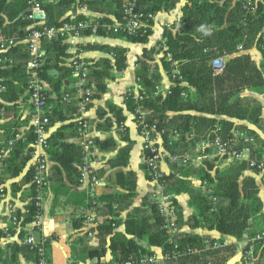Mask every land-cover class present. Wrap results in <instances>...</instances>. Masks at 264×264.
<instances>
[{
  "label": "trees",
  "instance_id": "16d2710c",
  "mask_svg": "<svg viewBox=\"0 0 264 264\" xmlns=\"http://www.w3.org/2000/svg\"><path fill=\"white\" fill-rule=\"evenodd\" d=\"M40 1L46 13L48 25H60L64 21L86 20L83 14H71L76 7H85L90 12L101 14L98 20L101 24L120 23L124 15L123 0ZM179 1L137 0V11L142 13L146 26H142L132 34L114 33L98 27L95 35L124 38L132 43H146L153 32L154 24L153 18H150L148 14L155 15L161 10H170ZM25 12V0H0V31L10 35L16 34L22 39L30 29L29 20L23 18ZM201 24L211 26L213 34L203 37L197 31ZM91 33V29L87 28L81 35ZM163 38L164 42L160 43L156 49V52L161 50L163 52L160 63L169 74L172 66L165 54L170 52L185 84L173 85L170 87V93L151 96L142 101V104L151 111L148 116L150 120L156 121V124L167 130L174 128L178 130L177 139L171 145H167L171 154L180 155L188 152L198 140L205 137L212 138L216 132L224 139L229 138L235 128L245 129L256 135L253 129L243 125L236 126L233 119L260 121V102L257 99L244 101L240 93L248 88L264 90V62L255 63L248 52L254 47L264 58V0H184L176 28L174 27V30L165 28ZM42 45L45 48L46 57L36 72L49 88L47 95L48 104L51 107L50 127L58 121L71 118L76 109L75 100L62 101L64 94L74 92V89L69 87L61 90L63 79L70 76L72 71L68 61L70 43L61 37H56L51 40H42ZM238 45L242 46L241 50L237 48ZM99 47L109 53L110 57L91 62L89 77L95 84L93 98L105 91V79L110 76L113 66L117 70H122L126 66V48L108 45ZM153 51H155L153 46L143 49L141 67L136 70L138 86L149 92L161 81L159 70L156 66L151 70L149 63L154 59ZM2 54L14 59L8 67L0 68V73L6 78L7 87L0 94V105L4 106L6 115L9 117L7 124L10 123L0 124V132L3 131L2 135L8 139L15 138L16 132H13L12 128H16L18 123L19 101L27 98L23 95L28 75L27 53L24 44L19 42ZM219 57L226 59L223 71L214 74L211 60ZM52 69L58 71L57 76L50 73ZM182 91H185V95H181ZM126 107L133 111L132 100H126ZM115 113L117 123L124 120L125 117L120 109H117ZM71 125L72 130L75 131L76 124L72 122ZM59 131L48 137V155L49 160L52 161L49 185L53 200L56 201L62 195H74L80 197L81 205L87 207L86 194L70 192L68 187L70 184L79 182L80 148L73 142L62 140ZM191 134L193 135L190 136ZM123 138L126 139V136ZM33 139L34 136L30 132L25 137L15 139L10 156L5 160V178L7 175L17 176L24 170ZM95 143L102 151H116L115 157L109 158L108 162L114 169V183L124 189V192L104 193L97 197L104 206L102 213L107 215L95 228L99 245L88 246L84 244L85 237L79 236L71 246L72 256L78 254L83 260H99L109 250L114 261H119L128 259L130 256L140 257L151 254L152 250L138 242L144 238L150 246L160 247L164 252L171 250L172 244L169 242V235L161 228L162 218L155 201L145 208H135L133 215L127 216L124 220V232L115 231L119 223L116 218L118 209L122 207V203H129L136 194L135 173L124 170L129 163L131 146L127 144L117 149V143L112 137L104 140L97 138ZM215 160V158L204 159L203 165L193 168L190 163L184 165L178 158L168 159L171 170L165 177L164 192L174 196L182 191H190L191 197L199 208L198 213L188 219L193 228L206 225L220 233L221 239L241 238L245 233H255L257 229L249 230L251 220L260 218L261 224L264 221V215L261 213L263 202L259 196L261 185L257 182L256 172L249 169L245 162L234 160L223 170L213 169ZM142 167L146 170L145 163ZM247 170L252 171L253 175L247 174ZM32 173L33 168H29L25 174L30 181ZM175 173H179L180 176L176 177ZM192 173H197L201 180L207 183L209 192L206 191L200 195V191L189 188L186 177ZM146 174L149 178L147 170ZM262 184L264 187V182ZM213 197L217 199V202L213 203L211 199ZM174 201L177 203L175 197ZM115 203L118 208L114 207ZM177 207V224L180 228L184 220L178 204ZM35 210V204L31 202L28 207L29 213L24 216L25 223L31 221ZM83 219L84 214L73 221V227L79 229ZM204 240L198 234L179 232L176 236L178 247L181 249L185 247L203 249ZM76 244H81V247L77 249ZM5 248V251L11 255L10 260L3 264H14L13 262L17 261V253L27 257L33 254V250L25 245L15 244ZM9 249L10 252H8ZM256 250H260L257 264H264V243L257 245ZM232 253L230 248L207 249L200 253L184 255L173 262L174 264H223Z\"/></svg>",
  "mask_w": 264,
  "mask_h": 264
},
{
  "label": "built area",
  "instance_id": "2783aa9c",
  "mask_svg": "<svg viewBox=\"0 0 264 264\" xmlns=\"http://www.w3.org/2000/svg\"><path fill=\"white\" fill-rule=\"evenodd\" d=\"M137 0H123V18L120 23L101 24L98 20L86 19L68 22L64 21L60 25H48L46 23V13L42 7L40 0H25L26 12L23 18L29 20L30 29L25 36L20 39L16 34H6L0 31V68L8 67L13 61L2 53L6 52L10 47L15 46L19 42L24 44L27 53L26 70L27 80L24 89V95L27 97L29 104V125L30 131L34 136L31 148L28 151L29 158L32 159V179L31 192L32 202L35 204L36 210L30 222L25 223L24 218L19 214L17 209L11 204H7V218H3L0 213V247L10 246L13 243H20L28 246L33 250L34 258L28 263L20 261L15 264H50L47 252V242L41 239L37 242L34 239V232L40 229L43 218V207L45 197L50 184L51 161L49 160V114L51 107L48 104L47 91L49 90L46 83L38 76L37 69L44 62L46 57L45 48L42 40H51L61 37L65 41H73L81 36L83 30L90 28L91 34H96L98 27L114 33L132 34L142 26H146L143 15L137 11ZM150 18L154 15L148 14ZM168 29H172L169 24L165 25ZM242 49L241 45L237 47ZM70 58L69 65L72 68L71 75L74 81L70 86L74 89L72 94L66 93L62 96V101H71L76 99L77 119L75 120L76 132L80 137L78 146L81 153V162L79 164L80 178L79 182H87L88 206L84 213L81 229L87 237L93 236L95 228L99 224L98 213L100 202L97 199L96 188L100 184V177L93 166L96 156L95 139L91 137V129L89 120L84 117V113L93 101L95 92V84L89 77L91 62L81 57L75 50L69 49ZM166 57L170 60L172 70L169 75V86L164 87L162 82L157 83L152 91L140 88L138 84L135 87H129L125 92V100H132L134 104L133 116L134 123L137 127L138 134L141 138V146L144 154V163L149 174V179L154 183L151 196L156 202L157 210L162 218L164 232L169 235V242L172 249L169 251H153L151 254H145L140 257L130 256L128 259L112 261L108 263L95 264H174L173 261L179 257L189 254L200 253L207 249H229L233 251L232 255L237 254L239 257L238 264H257L260 250H256V246L264 243V221L255 233H245L241 238H237L231 242L229 238L224 239H208L204 238L203 249L178 247L176 236L180 232L177 224V203L174 196L164 192L165 177L168 174L163 168V164L168 159H180L184 165L191 163L189 152L180 155H172L167 145H171L178 137L177 129L167 130L160 127L156 121L148 118L151 111L142 104V101L151 96L170 93V87L176 84H185L183 76L178 68L177 63L172 60V55L167 52ZM112 56V55H111ZM225 59L216 58L211 60V66L214 74L223 71ZM264 71V69H263ZM6 78L0 73V94L6 90ZM185 95V91L181 92ZM54 96V94L52 95ZM6 110L0 105V122L5 120ZM220 129V127H218ZM15 138H4L3 131L0 132V206L7 201V191L5 187V160L10 156V151L14 145L15 139L20 137L18 128H12ZM191 134L190 136H192ZM260 141V142H258ZM194 151L204 152V155L212 158L222 159L230 163L231 161L245 162L249 169L257 174V179L262 186L264 182V127L261 133L251 134L245 129L235 128L229 138H222L215 133L212 138H201L195 143ZM179 177V173H175ZM203 182L202 186L209 192L210 188ZM213 203L217 202L215 197L211 198ZM214 210V208L212 209ZM27 225L29 229L27 230ZM24 232L23 237L20 234ZM10 251V249H9ZM231 253L230 251H228ZM229 260V259H228ZM227 260V261H228ZM223 264H229L228 262Z\"/></svg>",
  "mask_w": 264,
  "mask_h": 264
},
{
  "label": "crops",
  "instance_id": "0c3cea01",
  "mask_svg": "<svg viewBox=\"0 0 264 264\" xmlns=\"http://www.w3.org/2000/svg\"><path fill=\"white\" fill-rule=\"evenodd\" d=\"M181 1V0H180ZM179 1V2H180ZM178 2V3H179ZM184 2V1H183ZM182 3L177 7L176 4L174 8L170 10H161L153 16L154 24L152 26L153 32L149 36V39L146 43H132L127 41L124 38H114L109 36H99L95 34L90 35H81L77 39L73 41H67L70 43V50H75L77 54L81 57L87 59L89 62H98L103 58L110 57V54L107 53L105 50H102L99 46L101 45H108L110 47H124L126 48V66L122 70H117L114 66L110 71V76L105 79L106 82V89L104 92H101L96 98H93V101L88 106L87 110L83 114L90 122V129H91V137L94 139L104 140L108 137H112L115 142L117 143V149L122 146L130 145L131 149L129 151V163L124 168L125 171L131 170L135 173L136 177V194L130 199L129 203H122V207L120 205V209H118V215L116 218L119 220L115 231L117 232H124V220L127 216L133 215V211L135 208H145L154 199L151 196L152 188L154 183L147 177L146 170L142 167L144 164V154L141 146V138L138 134L137 127L134 123V116L133 111H130L126 107V100H125V92L129 87H135L137 85V77H136V70L141 67V60H143V49L150 48L152 46L157 45L159 47L160 43L164 42L163 38V31L165 29V25L169 24L171 28H176L178 19L181 16V6ZM179 9V10H178ZM177 10V11H176ZM80 13L85 15L87 19L92 20H99L101 14L90 12L85 7H76L71 14ZM163 25L161 32L159 33L158 37L156 38L157 28ZM158 49V48H157ZM139 52L138 57L134 60L131 59L134 53ZM156 52V50H155ZM154 52V53H155ZM252 59L255 63L259 64L262 61V55L256 48H251L248 50ZM157 55L153 54V59L150 61L151 70L156 66L161 74V82L164 87L169 86V75L166 70L163 69L160 58L163 56L162 50L160 52H156ZM157 63V64H156ZM264 68V67H263ZM54 70H50V73L53 76ZM58 72V71H57ZM74 81L73 75H70L63 79L61 84V90L65 87H69L72 85ZM249 92L251 88L245 89ZM243 90V91H245ZM259 91V90H258ZM261 92V91H260ZM24 95V94H23ZM25 96V95H24ZM256 99L261 104V116L259 122H252L249 120H239L233 119L235 125H243L248 129H253L256 134L261 133L262 128L264 127V96L262 95L261 98L256 97ZM74 104L76 105L75 112L73 113L71 118L66 119L65 121H58L51 125L48 129V135L55 133L57 130L59 134L62 136V140L73 142L74 144L78 145L80 137L78 136L76 130H72V122L75 124V120L77 119V105L78 101L73 99ZM26 99H20L19 101V108H20V115L18 118V123L16 128H18V132L20 137H25L28 132L30 131L28 113H29V104ZM72 102V101H70ZM69 102V103H70ZM53 101L51 100V105ZM117 109L121 110L122 115H124V120L120 121L119 123L116 122L115 111ZM66 110V108H65ZM194 114L195 112H191ZM68 116V114H67ZM9 117L5 114V120L0 122V124L6 123ZM7 121V122H6ZM10 124V123H8ZM7 124V125H8ZM76 129V125H75ZM126 136V139L123 138ZM260 142V141H258ZM96 156L95 161L93 163L94 168L96 169L99 177L101 179L100 184L96 188V195L100 197L104 193H112L117 191L124 192V189L119 187L117 184L114 183V169L110 166L108 160L109 158L115 157L116 151H102L100 150L96 143ZM192 150L188 151L191 156V165L193 168H198L199 166L203 165L204 159H212L211 156L204 155V152H196ZM135 153L136 160L132 165L130 158L132 154ZM32 159H28L27 164L24 170L17 176H9L7 175L5 178V187L7 191V201L5 204L0 206V213L3 214V218H7L8 209L7 204H11L14 206L19 214L24 218L27 215L28 207L31 205L32 202V192H31V181L28 180L26 177V171L29 168H32ZM214 168L218 170H223L229 166V163L223 160H215L213 161ZM52 165V161H51ZM163 168L170 172L171 168L169 167V163L165 162L163 164ZM212 169V170H213ZM211 170V172H213ZM247 174L253 175V172L250 170L246 171ZM140 177H139V176ZM186 180L189 182V188L195 191H200V195L205 193V190L202 186L203 181L201 180L200 176L197 173H192L186 177ZM258 182V181H257ZM260 185V183H259ZM70 192L74 193H85L86 200L88 203V196H87V182H78L75 184L68 185ZM263 189V188H262ZM260 192V189H259ZM176 202L179 206V209L182 212L184 223L180 226V232L182 233H190V234H198L202 238L208 239H220L221 234L218 233L214 229L208 228L206 225H201L197 228H193L190 226L189 217L192 215H196L199 211L198 205L196 201L191 197L190 191H182L176 195H174ZM80 197L74 195H62L56 201L53 200V193L51 192L50 185L47 191L44 207H43V218L40 229L34 232V239L39 242L41 239L46 240L47 242V252L49 255V262L51 263V252L52 246L54 243L58 242L59 247L64 255V259L66 264H95V263H108L114 261V257L109 250H107L106 254L97 259H87L83 260L78 254L72 256L71 254V246L75 242V240L84 234V231L73 227V221L80 217V215L84 214L86 211V206L81 205ZM55 201V202H54ZM263 207L261 213L264 215V200L262 199ZM52 206H54L52 208ZM114 207L118 208V205L115 203ZM104 210L103 203L100 201V209L98 213L99 223L102 222L107 215L102 213ZM48 216L55 217L54 220L49 221L47 219ZM66 218H69L72 229L70 231H64L63 233L59 232L60 222ZM82 225V224H81ZM29 225H27V230L29 229ZM20 235L22 238L24 235ZM230 239L231 242H234L237 238L235 237H227ZM138 242L148 247L152 251H160V247L157 246H150L147 243V240L140 239ZM18 244L22 246L20 243H13L12 245ZM84 244L97 247L99 245V237L96 236V230L93 236L87 237L85 236ZM24 246V245H23ZM76 248H80L81 244H76ZM11 247V245H10ZM5 247H0V264L6 263L10 260V253L5 251ZM5 251V254L3 252ZM8 252H10L8 250ZM17 261L13 262L18 263L20 261H25L30 263L33 260V254L30 256H25L21 253H17ZM229 264H238L239 257L237 254H233L229 257L227 261Z\"/></svg>",
  "mask_w": 264,
  "mask_h": 264
},
{
  "label": "rangeland",
  "instance_id": "374dc122",
  "mask_svg": "<svg viewBox=\"0 0 264 264\" xmlns=\"http://www.w3.org/2000/svg\"><path fill=\"white\" fill-rule=\"evenodd\" d=\"M184 0H181L176 6L178 7L179 5H180V3H182ZM179 10V9H178ZM177 11V10H176ZM172 27V26H171ZM162 28H164L163 27V25H160L158 28H157V34H156V38L158 37V35H159V33L161 32V30H162ZM165 28L166 29H168L166 26H165ZM154 48H155V50L158 48V46L157 45H155V46H153ZM155 51H153V54L154 55H157V53L155 52ZM138 54H139V52H136V53H134L133 54V56L131 57V59H135V58H137L138 57ZM161 59V58H160ZM154 60H155V58H154ZM264 62V58H262V63ZM157 64V63H156ZM264 64V63H263ZM264 67V66H263ZM264 69V68H263ZM58 72H57V70L55 69L54 70V75L55 74H57ZM264 96V90L263 91H258L257 89H254V88H251V90H249V92L248 91H242V93H240V96L242 97V99L244 100V101H250L251 99L253 100V99H256V97H258V98H261V96ZM135 153L136 152H134L133 154H132V156H131V158H130V161H131V163H132V165L134 164V162H135V160H136V155H135ZM212 158V157H211ZM216 160H220V159H218V158H215ZM222 160V159H221ZM139 176V175H138ZM140 177V176H139ZM263 188V189H262ZM260 192H259V196L261 197V199H263L264 200V187L263 186H261L260 188ZM54 206H52V208H53ZM47 219L49 220V221H52V220H54L55 219V217H50V216H48L47 217ZM261 220H260V218H257V219H252L251 220V224H250V227H249V230H256V229H258V228H260L261 227ZM72 229V225H71V222H70V220H69V218H66V219H64V220H62L61 222H60V227H59V232L60 233H63L64 231H70ZM82 236H84L85 237V235H82ZM244 236V235H243ZM50 264H66V261H65V259H64V255H63V253H62V251H61V249H60V247H59V243L58 242H56V243H54L53 244V246H52V252H51V263Z\"/></svg>",
  "mask_w": 264,
  "mask_h": 264
},
{
  "label": "clouds",
  "instance_id": "9594fccd",
  "mask_svg": "<svg viewBox=\"0 0 264 264\" xmlns=\"http://www.w3.org/2000/svg\"><path fill=\"white\" fill-rule=\"evenodd\" d=\"M197 31H199L203 37H209L213 34L211 26L205 24H201L198 27ZM197 40L199 42V38H197Z\"/></svg>",
  "mask_w": 264,
  "mask_h": 264
},
{
  "label": "water",
  "instance_id": "95a60500",
  "mask_svg": "<svg viewBox=\"0 0 264 264\" xmlns=\"http://www.w3.org/2000/svg\"><path fill=\"white\" fill-rule=\"evenodd\" d=\"M226 60V59H225Z\"/></svg>",
  "mask_w": 264,
  "mask_h": 264
}]
</instances>
